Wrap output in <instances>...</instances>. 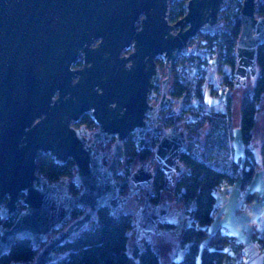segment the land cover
<instances>
[{"label": "water", "instance_id": "obj_1", "mask_svg": "<svg viewBox=\"0 0 264 264\" xmlns=\"http://www.w3.org/2000/svg\"><path fill=\"white\" fill-rule=\"evenodd\" d=\"M172 1L0 0V214H15L12 225L0 223V257L29 238L38 249L31 264H50L102 206L122 210L143 187L146 239L175 213L168 202L149 208L155 171L146 162L131 173L126 193L118 177L131 133L141 149L149 132H160L156 161L172 182L185 171L187 129L159 126L158 117L175 99L169 93L173 66L191 38L215 31L226 0H187L176 21L169 19ZM240 17L235 86L245 88L258 74L264 42L258 0H243ZM158 56L165 58V77ZM86 112L97 128L75 125ZM113 138L106 163L97 144ZM43 152L73 159V177L50 181L39 170ZM71 181L81 186L78 193L69 190ZM77 206L84 212L68 222Z\"/></svg>", "mask_w": 264, "mask_h": 264}, {"label": "trees", "instance_id": "obj_2", "mask_svg": "<svg viewBox=\"0 0 264 264\" xmlns=\"http://www.w3.org/2000/svg\"><path fill=\"white\" fill-rule=\"evenodd\" d=\"M187 0H173L169 7V19L176 21L185 12ZM243 0H226L220 11L217 28L213 32H199V36L211 41L227 44L229 54L227 61L221 63L228 66L227 79L235 88V69L237 65L236 46L242 27L240 17ZM258 14L264 15V0H258ZM157 62L164 67V59L157 57ZM180 62L177 61L178 65ZM258 74L253 78L252 87L242 97L241 103V130L246 144L245 156L237 158L232 145V97L224 108H210L211 114L202 117L198 122H187L189 134L188 149L181 154V161L185 165V171L178 175L172 182L166 172L157 165L153 179L154 194L151 202L159 203L161 194L168 187V182L174 186L176 199L182 204L186 214L190 217V223L183 227L181 242L185 246L183 254L178 259H173L171 264H225L231 256V249L238 245L237 236L230 233L227 227L220 225L213 232L209 231L210 224L217 216V190L224 182L234 183L240 181L241 189H246L253 180L259 166L251 146L259 104L264 95V42L260 44L257 53ZM192 88V79L187 77L180 80L176 70H173L170 81L169 93L177 99L186 102V111L189 110L187 98ZM216 91L220 87L214 88ZM155 90L160 94L161 86ZM202 104L207 106L204 90L199 91ZM208 107V106H207ZM171 123V122H170ZM85 124L88 128H96L98 123L89 112L84 113L76 125ZM207 125L203 138L199 137L200 130ZM159 141L155 135L141 149L138 148L136 133H131L125 141V153L127 162L135 157L148 158L153 155V145ZM262 165L264 166V140L261 143ZM124 158V159H125ZM123 160V159H122ZM120 160V162H122ZM39 170L50 181H56L62 176L70 178L76 172L75 162L69 158L66 161H58L50 153H41L39 158ZM119 162V163H120ZM129 168L119 176L123 179L122 191H128ZM81 186L71 181L69 190L78 193ZM258 191H250L245 200L254 202L258 197ZM84 212V208L75 207L71 218L74 219ZM15 221V214L3 218L0 214V223L10 226ZM135 226V216L131 211L118 210L113 212L109 205L102 206L97 218L90 225L76 235L73 239L64 242L56 251L59 257L50 264H161V258L154 243L145 239L132 249L129 248L130 233ZM254 236L264 242V225H256ZM38 249L31 239L19 238L11 249L0 257V264H8L11 261H24L31 264ZM264 258V257H263Z\"/></svg>", "mask_w": 264, "mask_h": 264}, {"label": "rangeland", "instance_id": "obj_3", "mask_svg": "<svg viewBox=\"0 0 264 264\" xmlns=\"http://www.w3.org/2000/svg\"><path fill=\"white\" fill-rule=\"evenodd\" d=\"M222 69L218 73L215 70L210 72V75L204 80L202 89L204 90L205 101L210 108H224L230 97H232V125H233V138L232 145L234 146V153L237 158L244 157L246 152V144L244 142L241 130V103L243 94L252 87V79L249 76L246 87H235L233 89L222 88L216 91L214 88L219 85H226L227 79L230 78V74H226L228 66H222ZM163 77L166 76V68L161 69ZM187 102L189 98L186 99ZM164 109L163 111H165ZM164 114L159 116L161 122ZM207 125L201 130L199 137L203 138L206 133ZM190 134V132H189ZM264 140V95L259 104V112L257 117V125L255 134L253 136L251 146L254 151L256 160L259 163L257 171L253 180L249 183L246 189H241L240 181H236V184H225L217 190V216L215 220L210 224L209 231L213 232L220 225H227L237 235L239 241H250L254 239L253 230L256 225H264V166L262 165V153L261 143ZM114 138L106 143L100 142L97 144V148L106 146L108 151H111ZM154 146V145H153ZM147 162L148 165L155 169L157 167V161L154 155L148 158L135 157L130 163L127 162V157L119 163V174L124 173L126 168H129L130 173L136 171L142 163ZM130 174L128 175L129 178ZM121 179V178H120ZM123 180V179H122ZM228 183V182H227ZM258 191V197L252 203H248L245 200L246 194L250 191ZM125 193L127 190L124 191ZM145 190L139 191L134 195L128 203L125 204L123 210L131 211L135 216V226L130 233L129 248L132 249L137 244L143 242L146 235L139 227V221L141 219L140 212L146 201ZM150 197V194L148 193ZM150 201V198H149ZM151 202V201H150ZM168 202L170 208L175 209V213L167 214L166 219L158 224V227L151 236L155 248L158 250L161 258V264H171L173 259H178L182 256L185 246L181 242V233L183 227L190 223V217L186 214L182 204L176 199L174 194V186L171 182H168V187L161 194L159 203ZM158 203V204H159ZM150 206H155L156 203H149ZM72 218L68 220L70 222ZM257 252V248H256ZM244 261L239 262L243 264ZM227 264V262H225Z\"/></svg>", "mask_w": 264, "mask_h": 264}, {"label": "built area", "instance_id": "obj_4", "mask_svg": "<svg viewBox=\"0 0 264 264\" xmlns=\"http://www.w3.org/2000/svg\"><path fill=\"white\" fill-rule=\"evenodd\" d=\"M228 54L227 44L219 43L217 40L211 41L197 35L188 41L185 52L180 55L178 59L180 62L176 69L177 77L180 80L187 77L192 79V88L188 97V121L190 123L198 122L202 117L211 114L212 110L198 101L199 91L212 70L218 73L219 66L227 61ZM219 87L220 90L222 88L232 89L229 83L225 86L219 85ZM253 241L256 242V253L264 257V242L259 241L255 236ZM239 258L245 262L248 255L246 252H240Z\"/></svg>", "mask_w": 264, "mask_h": 264}, {"label": "flooded vegetation", "instance_id": "obj_5", "mask_svg": "<svg viewBox=\"0 0 264 264\" xmlns=\"http://www.w3.org/2000/svg\"><path fill=\"white\" fill-rule=\"evenodd\" d=\"M163 59H164V62H165V58L163 57V56H161ZM177 63H175V65L173 66V70H176L177 69V65H176ZM77 65L78 66H81V65H83V59H79L78 61H77ZM161 66V65H160ZM165 67V66H164ZM162 69V68H161ZM162 72V71H161ZM173 74V73H172ZM158 85H160L161 86V84H158ZM157 87V86H156ZM156 91V90H155ZM157 92V91H156ZM158 93V92H157ZM159 94V93H158ZM155 102H156V100H154ZM186 107V102L183 100V99H177V98H175L174 100H173V102L170 104V106L168 107V108H166V110L165 111H161L160 112V115L163 113L164 114V116H163V119H162V121L160 122L159 121V117H158V124H159V126H165V127H171V126H176L177 128H185V129H187L186 128V126H187V122H188V117H189V113H188V111H186L185 108ZM90 113V112H89ZM159 115V116H160ZM92 116V115H91ZM171 122V123H170ZM75 125H76V123H75ZM83 125V124H82ZM78 126V125H77ZM98 127V126H97ZM96 127V128H97ZM90 129H95V128H90ZM187 132H188V130H187ZM155 135H158L159 136V140H160V138H161V133L160 132H158V133H152V132H149L148 133V137H149V139H148V141H151L152 139H153V137L155 136ZM147 141V142H148ZM146 142V143H147ZM159 142V141H158ZM157 142V143H158ZM104 143V142H103ZM156 143V144H157ZM155 144V145H156ZM188 144H189V132H188ZM155 145L153 146V155H154V158H155V152H154V147H155ZM98 149H100V148H98ZM100 150H102V151H105L106 152V155H105V162L106 163H109V161H110V157H109V155L111 154V151H108V149L106 148V146H102L101 147V149ZM156 159V158H155ZM143 164V163H142ZM146 164L148 165V163L146 162ZM157 165H160L158 162H157ZM156 169V168H155ZM155 169H154V171H155ZM128 188H129V182H128ZM142 190H145L146 191V188L145 187H143L140 191H142ZM150 194V197H152V195L154 194V190H153V188H152V191L149 193ZM149 197V198H150ZM151 201V200H150ZM150 203H153V202H150ZM158 203H156V205H157ZM155 205V206H156ZM154 206H149V208L151 209V208H153ZM140 216H141V219H140V221H139V227H140V229H142L143 230V232H144V234H145V228H144V226H143V208H142V210H141V212H140Z\"/></svg>", "mask_w": 264, "mask_h": 264}, {"label": "crops", "instance_id": "obj_6", "mask_svg": "<svg viewBox=\"0 0 264 264\" xmlns=\"http://www.w3.org/2000/svg\"><path fill=\"white\" fill-rule=\"evenodd\" d=\"M224 184L225 183H223L222 186ZM226 184H229V185L231 184L232 186H234L236 184V182H234V183H227L226 182ZM223 226L227 227V229L229 230L230 233L235 234L229 226H227V225H223ZM140 230H142V229H140ZM253 235H254V232H253ZM237 242H238V245H236L235 247H233L231 249V256L227 260V264H239V262H242L239 258L240 252H246L248 255V259L245 262H243V264H264L263 256L258 255L256 253V245H255L256 242L255 241H252V242H250V241L246 242L244 240L239 241L237 238Z\"/></svg>", "mask_w": 264, "mask_h": 264}]
</instances>
